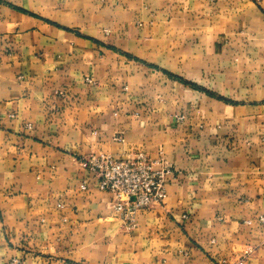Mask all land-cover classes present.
<instances>
[{
    "label": "crops",
    "instance_id": "0c3cea01",
    "mask_svg": "<svg viewBox=\"0 0 264 264\" xmlns=\"http://www.w3.org/2000/svg\"><path fill=\"white\" fill-rule=\"evenodd\" d=\"M137 152L173 174L127 228L81 161ZM12 260L264 264V0H0Z\"/></svg>",
    "mask_w": 264,
    "mask_h": 264
},
{
    "label": "built area",
    "instance_id": "2783aa9c",
    "mask_svg": "<svg viewBox=\"0 0 264 264\" xmlns=\"http://www.w3.org/2000/svg\"><path fill=\"white\" fill-rule=\"evenodd\" d=\"M81 166L94 176L99 191L110 194L111 209L127 228L133 227L137 211L162 204L165 184L173 174L161 153L152 157L137 152L125 160H115L108 155L89 156L81 161ZM9 264H17V261ZM219 264H243V261L221 260Z\"/></svg>",
    "mask_w": 264,
    "mask_h": 264
}]
</instances>
